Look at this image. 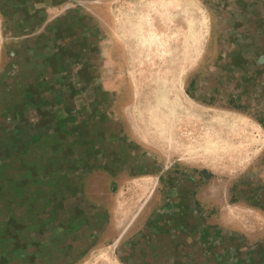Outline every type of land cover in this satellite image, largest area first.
<instances>
[{"label": "rangeland", "instance_id": "obj_1", "mask_svg": "<svg viewBox=\"0 0 264 264\" xmlns=\"http://www.w3.org/2000/svg\"><path fill=\"white\" fill-rule=\"evenodd\" d=\"M5 2L0 76L14 55L38 85L0 87V189H40L26 213L39 239L6 263L264 264V0ZM5 97L24 124L4 120ZM113 136L138 161L104 162ZM80 147L95 161H70ZM162 209L189 222L173 254L147 239Z\"/></svg>", "mask_w": 264, "mask_h": 264}, {"label": "water", "instance_id": "obj_2", "mask_svg": "<svg viewBox=\"0 0 264 264\" xmlns=\"http://www.w3.org/2000/svg\"><path fill=\"white\" fill-rule=\"evenodd\" d=\"M5 0H0V8L6 7ZM90 135V134H88ZM90 138V137H89ZM112 149L111 155L109 160H104V162H108L111 165H119L124 161H131L133 162L138 161V147L137 145L131 140H125L124 142V150L122 151L120 147H118L117 141L115 136L112 137ZM91 143V142H89ZM76 145V144H75ZM72 150H75L73 147ZM95 149L92 148H85L84 150L80 147L79 148V156L78 154L75 155L72 151L68 159L72 160L77 165L83 164V155H87L92 162L95 161L96 157L93 156ZM92 154V155H91ZM144 156V155H143ZM91 157V158H90ZM147 158L143 157L141 161H145ZM112 160V162L110 161ZM133 160V161H132ZM147 161H150L147 159ZM91 162V163H92ZM90 164V162H88ZM18 189H13L12 191H4L0 189V264H7L4 258H6L7 254L13 249V245L22 240L20 243L21 247L26 246L28 242H31V239H39L38 234L35 231L28 230L26 228V213L31 211V198L38 192L40 189L36 190L33 189L32 193L28 192L29 194L23 193V189L17 186ZM16 188V187H15ZM32 187H30L31 189ZM29 189V190H30ZM44 189V187H43ZM51 188H48V191H51ZM53 191V190H52ZM31 197H30V196ZM25 196H29V198H25ZM37 196V194L35 195ZM26 201V203L24 202ZM28 206V207H27ZM17 229V232L12 234L11 229ZM59 230V229H58ZM32 231V232H31ZM57 230L56 228L53 229L55 233ZM31 232V233H30ZM21 242V241H20ZM55 242H49L45 244L44 248H52ZM11 249V250H10ZM39 256L43 257L42 253L36 252Z\"/></svg>", "mask_w": 264, "mask_h": 264}, {"label": "flooded vegetation", "instance_id": "obj_3", "mask_svg": "<svg viewBox=\"0 0 264 264\" xmlns=\"http://www.w3.org/2000/svg\"><path fill=\"white\" fill-rule=\"evenodd\" d=\"M11 58H12V60L10 61L8 70L3 72V74H1V76H0V82H1L0 87L3 86V88H5L3 90L9 89L10 87H12L13 89L19 88L18 92L20 94L19 96H21L23 93L26 92V89L28 90L33 85H36V84L38 85L37 76L36 77L30 76V79H27V77H26L25 79H27V80H25V79H23L24 76H22V74H15L16 73L15 70H16V67L18 64H16V66L13 69V72H11L10 69H12V66H14L13 63L15 62L16 58L18 59V57H16V56L14 57V55H13ZM7 76H8V78H7ZM5 82H7L9 84L7 88L4 86ZM22 84L24 85L23 87H22ZM3 99H4V103L3 102L2 103L6 108L16 109V104H17L16 101H15L16 103L15 102L12 103L13 100L11 98L8 100V102H5L6 97ZM18 100H20V97L18 98ZM9 105H11V106H9ZM17 114H18V112L16 109L14 116H13V119H11V113H10V116H8V118H6L4 120L6 122H14V124H12L11 126L15 125V123L24 124L25 122H22L21 119H20V122H17V119H19L18 117H20L19 114L18 115ZM2 123L3 122L0 119V126L3 127L6 125V124L4 125ZM0 134H2L5 138L7 137L6 135L3 134L2 130L0 131ZM7 139H9V140L13 139V135H11ZM6 153L7 152H4V154H6ZM183 190H185V189H183ZM188 192L183 193L185 198L181 196L185 200V202H186V197H187ZM180 200H178V201L177 200H173V201L171 200V202L168 203L167 205L163 204V207H165L167 209H173L175 211H179L180 210V206H179ZM167 211L168 210L165 211L164 209H162V212L160 214L157 213L155 216H153V218L155 217L152 221L154 223V226H153L154 228H151V227L149 228V230H148L149 238L146 237L147 239L152 240L153 245H152L151 249H152V252L156 253V254L164 253V252H167V254H173L174 253V251H173L174 247H172V246L177 244V239L179 237V234H177L176 231L178 232L180 230H183V232L185 233L184 230L190 228L187 225V223H189V222H187L188 221L187 219H182L180 217V215L173 217L170 214H167ZM171 228L174 230H171ZM208 230H206V232ZM203 232H204V230H203ZM174 240L176 243L174 242ZM148 252H150V250ZM52 257H53V255L51 256L49 254V257L44 256V259L46 261H49L50 259H52ZM47 264H51V263L47 262ZM203 264H208L207 259H206L205 263H203ZM211 264H245V263L241 262L240 256L235 253L233 257L229 256L228 258H225L223 256L221 259H219L217 261V263H211Z\"/></svg>", "mask_w": 264, "mask_h": 264}, {"label": "bare ground", "instance_id": "obj_4", "mask_svg": "<svg viewBox=\"0 0 264 264\" xmlns=\"http://www.w3.org/2000/svg\"><path fill=\"white\" fill-rule=\"evenodd\" d=\"M154 27V26H153ZM164 39V38H163ZM154 44V43H153ZM161 45V44H160ZM164 46V45H163ZM162 50V49H161ZM160 51V50H159ZM156 53V52H155ZM161 56H162V58L164 59L165 58V56H166V54H161ZM171 60V59H170ZM157 64H160L163 68H164V70H160L159 71V73L161 74V75H165L166 73H168V71H169V67H168V65H166V63L161 59V60H158V62H157ZM171 69V68H170ZM160 76V75H159ZM158 76V77H159ZM157 88L156 89H160V88H164V87H162V86H159V81L157 82ZM226 203V202H225ZM225 205V210H224V212L226 213V214H230V215H233V216H235L237 213H238V211L240 210V209H242V207H241V204L239 205V204H237V203H235V204H233V205H231V204H224ZM232 217V216H231Z\"/></svg>", "mask_w": 264, "mask_h": 264}]
</instances>
